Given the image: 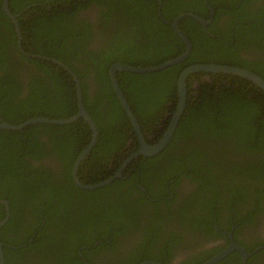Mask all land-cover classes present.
Masks as SVG:
<instances>
[{
  "label": "trees",
  "instance_id": "trees-1",
  "mask_svg": "<svg viewBox=\"0 0 264 264\" xmlns=\"http://www.w3.org/2000/svg\"><path fill=\"white\" fill-rule=\"evenodd\" d=\"M93 1L101 6L99 16L106 23L114 21L110 12L115 6L126 22L107 32L100 56L86 48L74 31L75 12ZM212 4L216 8L205 26L191 16L177 20L191 43L184 59L158 70L116 71L117 83L140 127L155 125L159 132L175 108L176 78L184 66L226 63L264 78V0H8L24 52L15 45L12 23L1 10L0 0L1 118L15 124L30 116L61 118L76 111L74 81L67 71L25 52L59 59L76 74L82 104L98 130L77 173L89 183L113 175L119 159L129 152L115 148L134 130L111 87L108 66L114 61L148 66L174 57L184 42L161 17L170 20L189 11L207 19ZM223 13L226 17L220 19ZM15 57L32 59L40 71H30L23 78L20 71L27 64H4ZM88 74L93 75L90 80ZM185 82V106L164 147L150 157H133L120 176L95 190L76 186L70 177L73 156L89 139L82 117L67 123L37 121L19 130L0 129V198L7 200L9 208L0 226L4 264H84L83 259L110 264L91 258L93 243L99 239L97 244L109 241L105 245H112L129 225L140 236L128 251L111 258L117 264H135L155 257L148 251L155 243L161 251L170 245L169 238L179 236L166 232L161 224L165 212L210 231H214L213 218L228 228L230 218L248 221L253 212V227H264V216L260 217L264 213V92L249 79L224 72H191ZM113 154L117 158L112 162ZM60 157L59 181L49 162L57 164ZM181 176L191 188L177 203L166 205L175 201L165 198L173 191L165 190L166 182L171 185ZM136 181L157 199L146 198ZM156 209L161 210L155 213ZM3 214L0 203V218ZM262 240L257 236L244 248L250 250ZM239 256L236 250L229 251L213 264H240ZM190 261L187 264L202 260ZM246 264H264V247L252 252Z\"/></svg>",
  "mask_w": 264,
  "mask_h": 264
},
{
  "label": "flooded vegetation",
  "instance_id": "flooded-vegetation-1",
  "mask_svg": "<svg viewBox=\"0 0 264 264\" xmlns=\"http://www.w3.org/2000/svg\"><path fill=\"white\" fill-rule=\"evenodd\" d=\"M204 2H206V0H204ZM217 4L220 5V1ZM212 6H213V8L209 7V11H208V18L207 19H210L209 22L211 21V19L213 17L212 10L216 8L214 6V4H212ZM100 8H101V6L93 1V2H90L86 7L82 8L80 10H77L75 12V15H74V20L77 23V27L74 29V31H76L77 33H79L81 35L82 42L84 43L85 47L93 49V51H94V53L96 55L101 54V51H102V48H103L102 44L105 41L106 37H108L107 32L109 30H114L115 29L112 26L116 27L117 24L120 25V23L121 24H126V22H123L124 16L119 13L120 9L117 6L113 7V9L110 12L111 18H113V16L115 17L114 21L110 22V23H106L103 19L100 18V16H99L100 15L99 14ZM210 10H211L212 15L210 14ZM158 15H159V13H158ZM7 17L9 18L8 15H7ZM15 17H16V14H15ZM222 17L223 18L226 17V14L223 13L222 16H220V19ZM201 18H203V17H201ZM161 19L165 20L167 23L169 21H171V19L170 20H166L163 17H161ZM203 19H205V18H203ZM9 20L12 23L13 30L15 32V43H16L15 45L17 46V48L20 51L24 52L23 49L21 48V35H20V29H19L18 23H17V27H18V32H17L16 25L12 22V20L10 18H9ZM81 20L84 21V22H87L89 24V28H85L86 24H82ZM16 22H17V20H16ZM209 22H207V23H209ZM205 25H203V26H205ZM85 36H87V37H85ZM75 47H76V45H75ZM248 52L252 53L253 50H248ZM25 53H26L27 56H32V57L34 56L33 54H36V53L30 52V51L25 52ZM37 55L38 56H36V57H40L42 59H47V60L48 59H56V58H53V57H50V56H47V55H43V54H37ZM42 56H47L48 58H45V57H42ZM15 58H17V59H6L4 64H5V66H7V65L17 66V65H20V64H23V63L27 64L28 68H26L25 70H21L20 71V74L23 76V78L25 76H27V74L30 71H37V72L40 71L39 69H37L34 66L32 59H29V61H25L24 59H20L19 57H15ZM56 60H59V59H56ZM114 62H117V61H114ZM54 63H56L59 66H61L62 70H66L67 71V73L70 76V79L71 80L73 79L74 86L76 87V80L73 77V74L75 76H76V74L69 67H67L63 62H61V64H59L58 62H54ZM90 75L93 76L92 74H90ZM90 75L88 74L86 79L90 80ZM76 78H77V76H76ZM91 79H92V77H91ZM77 82H78V85H79L78 78H77ZM91 83H93V82H91ZM75 97H76V88H75ZM165 115H167V114H165ZM38 116H43V115H38ZM30 117H33V116H30ZM46 117H49V116H46ZM50 118H58V117H50ZM128 120H129V118H128ZM2 121L7 122L6 120L1 118V116H0V122H2ZM129 122H130V120H129ZM130 124H131V122H130ZM167 124H166V126H167ZM87 125H88V123H87ZM131 126H132V124H131ZM166 126L164 127V129L166 128ZM88 127H89V125H88ZM95 127H96V131H97V134H96V138H97L98 130H97L96 123H95ZM139 127H140V125H139ZM160 127H161V125L158 126V129H160ZM0 129L5 130L7 128L1 127ZM164 129L159 132L155 125H153L151 127L149 125L148 127H143V128L140 127L139 133L143 137V140L146 143H154L161 136V134L164 131ZM89 130H90V133H89L88 142H89V140H90V138L92 136V130H91L90 127H89ZM133 130H134V134L131 133L130 137L123 139L122 142L115 148V150H118V151H125V149H128L129 152L124 157L119 159L120 160V161H118L119 165L117 166V168L113 172V175H111V174L108 175L109 177L113 176V179H114L115 176H120V173H119V175H115V173L117 172V170L119 169L121 164L128 158V156L133 154V152H135L141 145L140 141H139L140 139L138 138L137 132L134 129V127H133ZM159 133H160V135H159ZM95 141H96V139H95ZM84 147H82V149ZM89 150H88V152H89ZM80 151H79V153H77V154H75L73 156V160H72L71 165H70V177H71L72 182L76 186H78L76 184V181L78 183H81V184H88L89 183V182L85 181L86 180L85 176L77 173L78 172V168H76V171L74 172V174L72 173L73 165H74L78 155L80 154ZM88 152L78 161V164H79V162L81 160H83L85 158V156H87ZM153 155H155V154L145 155V156H149L150 157V156H153ZM24 157L25 158H33L32 156H28V155H24ZM109 157H110L109 160H111L112 162L114 160H116V158H117L116 155H114V154L110 155ZM133 157L135 158L137 156H134V155L130 156V158L128 159V161H126V163L124 164V166L122 168H125L127 166V163H129V161L132 160ZM62 162H63V159L61 157H60V160H57V164L54 161L53 162H49V164L51 166L55 167L56 178L59 181L61 179V172H62L61 166L63 164ZM78 164H77V167H78ZM111 169H112V167L110 166L109 167V171ZM131 169H132V167L129 170H131ZM85 173H87V172L85 171ZM128 173L129 172L127 171L125 174L127 175ZM74 176H75V179H74ZM146 177L150 180L151 176L149 174H147ZM135 179H137V177ZM110 181H111V179H110ZM110 181H108V182H110ZM108 182H106L104 184H100L97 187L103 186V185L107 184ZM252 183H253V180H252ZM139 184L140 183L138 181L135 182V186L146 193L145 189L143 187H141ZM78 187H80L82 189H87L89 191L92 190V189L95 190L97 188V187H95V188H90L89 189V188H83L81 186H78ZM164 188H165L166 191H170L169 189L173 190V191L169 192V195H167V196L165 195L166 199L173 198V200H175L173 202L166 203V205H173L174 203L178 202V200L181 198L182 194H184L187 190H189L191 188V186L189 185V183H187L186 178L184 179V177L181 176V177L178 178L177 181H173V183L171 185H170L169 182H166ZM146 198H148L150 200H156L157 199V197L156 198L155 197H150L147 193H146ZM7 207H8V205H7ZM161 208H162V206H161ZM3 210H4V206H3ZM160 210L161 209H156L155 213L160 211ZM8 211H9V208H8ZM165 213H166V215L163 217V221L160 220L161 224L165 226L166 232L178 233L179 236L176 237L174 235L173 238H169L170 239V245H168L167 248H164L161 251L159 249V246H156V243L154 242L155 244L152 245L151 247H149L148 251L151 250L150 252L155 257H153V258H142L141 260H143V259H153V260H156V261H160L163 264H187V260L190 258L191 259L190 262H193V263H195L197 261H200V260H202L200 262H203L204 260L210 258L214 254L218 253L222 248H224L226 245L229 244V241H230L229 235H228L229 232H230L231 238L235 242L240 244V245L242 243L243 245H241V246H243V247H246V245H248V244H252L253 240L257 236L260 239H263L262 241H264V227L261 228V229H259L257 227H253V212L251 213V220H248V221H245V220H243V221H239V220L238 221H234L233 220L232 221V218H230L229 225H228L229 227L228 228H225L226 225L223 224L221 221L218 224V222H216V220L213 218V221L211 222V225H212L214 231H210L209 227H207V230L202 229V228L194 227L192 224H190L188 222V220L179 221L178 218L173 219L174 217L168 216L167 212H165ZM160 214L163 215V212H160ZM261 216H264V213L261 214L260 217ZM263 222H264V218H263ZM132 227H134V226H132ZM129 231L130 232L132 231V234H129ZM171 235H173V234H171ZM32 236H33V234L30 237H28L27 240H31ZM137 236H140V234H138L136 231H134L131 228V225H129L127 228H125L122 231V233H118L116 235V240L112 243V245H105V243H109V241L101 243V244H97V241H99V239H96L95 242L93 243L94 248L92 249V252L90 254L91 258L94 259L95 261H101V262L110 261V264H117L116 263L117 259L116 258H111V256H115V254L121 255V254H123L124 251H128V249L133 246V240L135 238H137ZM256 246L264 247V243L257 244L254 247H256ZM252 249H250V250H252ZM250 250H247V251H250ZM231 251H233V250H231ZM207 255H209V256L205 258V256H207ZM141 260H139V261H141ZM257 260L260 262L261 258H258ZM215 262H213V263H215ZM239 262H241V256H239ZM83 263L84 264H90L88 261H86L84 259H83Z\"/></svg>",
  "mask_w": 264,
  "mask_h": 264
},
{
  "label": "water",
  "instance_id": "water-1",
  "mask_svg": "<svg viewBox=\"0 0 264 264\" xmlns=\"http://www.w3.org/2000/svg\"><path fill=\"white\" fill-rule=\"evenodd\" d=\"M1 9L9 16V18L12 20V22L16 25V30L18 32V27H17V22L15 19V14L10 12L9 8H8V0H1ZM210 14L211 10H210ZM183 16H191L193 17L195 20H197L198 22H200L202 25H205L207 22H209L210 19H203L200 16L192 13V12H180L178 14H176L171 21L168 22V24L172 27L173 31L180 37V39L184 42V48L183 50L178 54L175 55L174 57L171 58H167L157 64H152V65H148V66H140V65H131V64H126V63H122V62H113L109 65L108 69H107V73H108V77H109V81L111 84V87L113 88L116 98L119 100L126 116L129 118L132 126L134 127V129L137 132L138 138L140 139V147L133 152V154H131L130 156H138L139 154L141 155H152V154H156L157 152H159L164 145L166 144V142L168 141L169 137L172 135L173 129L175 128L177 121L179 119V117L182 114V111L184 109L185 106V95H186V77L189 73L191 72H195V71H208V72H224V73H231V74H235V75H239L241 77H244L246 79H249L250 81L254 82L258 87H260V89L264 92V78H262L260 75L256 74L255 72L248 70L246 68L237 66V65H231V64H226V63H215V62H195V63H191L188 64L186 66H184L177 74V78H176V105L175 108L170 116V119L168 121V124L166 126V128L164 129V131L162 132L161 136L154 142V143H146L143 140V137L140 135L139 133V124L135 118V115L133 113V111L131 110L128 102L126 101V98L124 97L118 83L116 80V71L118 70H127V71H136V72H146V71H152V70H158L161 69L169 64L175 63L180 61L181 59L185 58L186 56H188V54L190 53V49H191V43L188 39V37L186 36V34L177 26V20L180 19ZM34 56H38L37 54H33ZM45 58H48L47 56H42ZM51 60L53 62H58L59 64H61V62L59 60L56 59H48ZM66 67V66H65ZM71 72V71H70ZM74 79L76 80V111L72 114H70L69 116L66 117H61V118H50V117H46V116H34V117H28L26 119H24L23 121L19 122V123H8L5 121L0 122V128H7V129H11V130H19L21 129L23 126L29 124V123H34V122H49V123H67V122H71L75 119H77L78 117H82L89 125V127L92 130V136L89 140V142L85 145V147L80 151V154L78 155L74 165H73V170L72 173L74 174V172L76 171L77 168V164L78 161L88 152V150L91 148V146L95 143V139H96V127H95V123L93 121V119L91 118V116L89 115V113L87 112V110L85 109V107L82 104V100H81V93H80V88L77 82V78L76 76L73 74ZM130 156H128V158L121 164V166L119 167V169L117 170V172L115 173V175H119L121 168L124 166V164L126 163V161H128V159L130 158ZM114 175V176H115ZM75 179V176H74ZM110 179H113V176H108L100 181L94 182L92 183H88V184H81L78 183L76 181V184L78 186H81L83 188H95L97 186H99L100 184H104L108 181H110ZM0 203L3 204L4 206V215L2 216V218H0V226L7 220L8 215H9V211H8V207H7V200L0 198ZM229 235V244L226 245L224 248H222L218 253L214 254L213 256H211L210 258L204 260L203 262H200L198 264H212L213 262H215L216 260L220 259L221 257H223L226 253H228L231 250H236L240 256H241V262L240 264H246V259L247 257L254 252L255 250L259 249L261 246H256L253 247L252 250L247 251L245 250V248L243 246H241L240 244H238L237 242H235L230 235V232L228 233ZM0 264H4V258H3V252H2V242L0 241ZM135 264H163L160 261H156L153 259H143Z\"/></svg>",
  "mask_w": 264,
  "mask_h": 264
},
{
  "label": "clouds",
  "instance_id": "clouds-1",
  "mask_svg": "<svg viewBox=\"0 0 264 264\" xmlns=\"http://www.w3.org/2000/svg\"><path fill=\"white\" fill-rule=\"evenodd\" d=\"M227 254V253H226Z\"/></svg>",
  "mask_w": 264,
  "mask_h": 264
}]
</instances>
